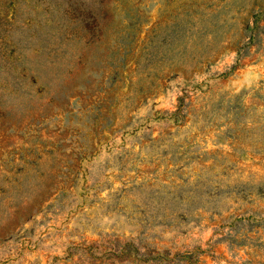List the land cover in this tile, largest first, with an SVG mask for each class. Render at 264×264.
<instances>
[{
    "label": "rangeland",
    "instance_id": "1",
    "mask_svg": "<svg viewBox=\"0 0 264 264\" xmlns=\"http://www.w3.org/2000/svg\"><path fill=\"white\" fill-rule=\"evenodd\" d=\"M0 264H264V0H0Z\"/></svg>",
    "mask_w": 264,
    "mask_h": 264
}]
</instances>
